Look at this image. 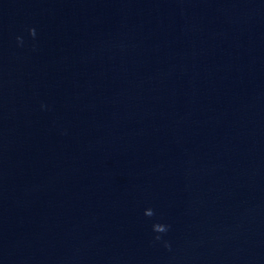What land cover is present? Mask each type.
I'll return each mask as SVG.
<instances>
[{
	"label": "water",
	"instance_id": "95a60500",
	"mask_svg": "<svg viewBox=\"0 0 264 264\" xmlns=\"http://www.w3.org/2000/svg\"><path fill=\"white\" fill-rule=\"evenodd\" d=\"M0 264H264V0H0Z\"/></svg>",
	"mask_w": 264,
	"mask_h": 264
},
{
	"label": "clouds",
	"instance_id": "9594fccd",
	"mask_svg": "<svg viewBox=\"0 0 264 264\" xmlns=\"http://www.w3.org/2000/svg\"><path fill=\"white\" fill-rule=\"evenodd\" d=\"M28 33L30 36H35V29L33 28H29L28 29ZM17 43H22V40L20 37H17ZM153 211H151V215H149L148 217H151L153 215ZM145 215V214H144ZM168 225H165V224H160V223H155L152 225V231L154 233H157V235L154 237L155 240H160L161 239V236L159 234H162V233H166L168 231ZM165 246L167 247V244H165Z\"/></svg>",
	"mask_w": 264,
	"mask_h": 264
}]
</instances>
